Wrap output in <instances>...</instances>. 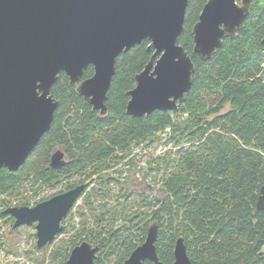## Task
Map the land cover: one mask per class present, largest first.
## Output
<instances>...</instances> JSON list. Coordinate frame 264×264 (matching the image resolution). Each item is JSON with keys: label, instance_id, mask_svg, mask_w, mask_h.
Returning <instances> with one entry per match:
<instances>
[{"label": "trees", "instance_id": "16d2710c", "mask_svg": "<svg viewBox=\"0 0 264 264\" xmlns=\"http://www.w3.org/2000/svg\"><path fill=\"white\" fill-rule=\"evenodd\" d=\"M205 2L187 3L178 43L195 69L191 87L176 109L139 117L126 113L127 91L135 86L137 73L153 53L150 41L144 39L116 57L103 115L92 109L64 72L59 73L50 90L58 106L49 130L21 167L15 171L0 167V204L6 205L1 197L19 194L28 183L33 189L54 188L63 182L69 188L101 175L127 158L132 146L152 141L171 127L170 141L176 150L162 161L163 197L142 199L143 219H137L140 198L135 201L136 210L125 212L122 207L129 225L116 229L101 227L103 221L116 218V210L109 219L103 218L107 211L95 215L99 230L85 221L75 230L67 217L63 232L74 231L52 251L51 264H64L70 249L82 240L97 245L95 264H123L144 241L151 221L157 223L156 252L164 263L173 262L174 245L181 236L191 264H264V208L256 207L264 184V0H252L239 31L225 36L214 55L203 60L193 52L192 28ZM92 74L89 65L82 78ZM58 146L68 161L52 168L50 154ZM127 160L133 163V158ZM113 180L119 181L103 174L98 177V189L109 187ZM98 189L95 196L110 192ZM92 193L84 199L90 207ZM134 194L140 197L128 190L122 195ZM28 200L22 198L21 203Z\"/></svg>", "mask_w": 264, "mask_h": 264}, {"label": "water", "instance_id": "95a60500", "mask_svg": "<svg viewBox=\"0 0 264 264\" xmlns=\"http://www.w3.org/2000/svg\"><path fill=\"white\" fill-rule=\"evenodd\" d=\"M252 0H206L193 25V52L210 59L225 36L236 34ZM188 0H0V167L15 171L49 130L58 101L51 86L64 72L92 109L105 114V100L115 72L116 57L144 39L153 53L128 90L126 113L149 115L174 110L192 84L195 69L178 43ZM93 74L82 78L84 70ZM56 149L50 165L65 164ZM84 183L34 206L5 211L19 224H35L41 248L63 230L62 220L81 196ZM264 208V184L256 201ZM157 225L147 229L123 264H191L183 238L176 239L174 260H159ZM97 246L75 245L64 264H95ZM148 261V263H145Z\"/></svg>", "mask_w": 264, "mask_h": 264}, {"label": "rangeland", "instance_id": "374dc122", "mask_svg": "<svg viewBox=\"0 0 264 264\" xmlns=\"http://www.w3.org/2000/svg\"><path fill=\"white\" fill-rule=\"evenodd\" d=\"M225 108H227V106ZM171 131V127L168 126L165 128V131L160 132L152 141L142 142L139 145L132 146L127 158H123L121 161L113 164L110 169L100 173L101 175L94 176L88 181L89 183L84 194H82L68 214V222L75 226V230L80 227L82 221H85V224H87L89 228L94 229L97 227L99 230L100 227L96 225L94 220L95 215L107 211L103 218L109 219V213H113L114 210L117 211L115 213L116 218L112 222L103 221L101 227L116 229L125 224L129 225V222L123 219L125 214L121 208L125 207V212H128L129 209L136 210L138 207V205L135 204L137 198H140L142 205V210L139 212V217L137 219H143L140 215H142V212L145 211L146 208L143 207L142 199L144 198L145 202H147L155 198L160 199L164 194L161 186L163 177L162 161L166 159L165 156H168L169 152L173 153L176 150L173 142L170 141ZM56 148L61 147L58 146ZM129 158H133L132 164L131 162L128 163L127 159ZM156 166H159L160 170H155ZM103 174L115 177L119 179V181H110L109 187L100 189L102 192L106 191V189H110L109 194L105 197L98 196V194L95 196L94 190L96 191V189L100 187L98 184V177L103 176ZM130 179H133L132 184H130ZM31 185L30 183L24 185L17 195L13 196L12 194H6L1 198L6 199L9 205H14L15 203H19L22 198H27L29 199V204L32 205L35 201L65 188L64 182L58 184L54 188L41 186L39 189L35 188L36 190L31 188ZM100 190L98 189V192ZM125 190L130 192L132 190L134 193L139 194L140 197L134 194L131 197L128 196L125 198L122 195ZM34 192H36V194H34ZM89 192H93L92 194L94 195L92 198L93 207L88 206L84 201L86 194ZM131 204L132 207L130 206ZM4 207V205L0 204V210ZM105 223L112 224L105 225ZM152 224L157 225L155 221H151L148 227ZM73 231H62L52 242L41 248H37L35 244L36 237L34 236L35 229L32 225L12 228L9 219L0 217V264H51L50 259L52 251L61 243L63 244L60 240L69 239ZM89 243L92 246H97L91 242Z\"/></svg>", "mask_w": 264, "mask_h": 264}, {"label": "flooded vegetation", "instance_id": "af4514ba", "mask_svg": "<svg viewBox=\"0 0 264 264\" xmlns=\"http://www.w3.org/2000/svg\"><path fill=\"white\" fill-rule=\"evenodd\" d=\"M144 69V68H143ZM142 69V70H143ZM141 70V71H142ZM138 74V73H137ZM128 92V91H127ZM128 95V94H127ZM98 111V110H97ZM99 112V111H98ZM100 113V112H99ZM103 115V114H102ZM56 149H60V150H62L63 152H64V160H65V163L68 161V157H67V154H66V152H65V150L62 148H55L52 152H51V154H50V156L52 155V153L56 150ZM49 166L50 167H52L51 165H50V158H49ZM52 168H54V167H52ZM89 180L87 179V180H85L84 182H79V183H76V184H74V185H72L71 187H69V188H63V189H61V190H59L58 192H56V193H53V194H51V195H49V196H47V197H43V198H41L40 200H38V201H35V203H33L32 205L31 204H29V202L27 203V204H24V203H21V201H22V199L19 201V203H15L14 205H9L8 203L6 204V205H4L5 207L3 208V209H1L0 211H1V213L3 214V216L1 217V218H4V219H9L10 220V222H11V227L12 228H17V227H20V226H33L34 227V229H35V233H34V236L36 237V241H37V236H36V228H35V224H36V222H34L33 224H26V223H24V224H19V225H16L15 226V221H16V218L11 214V213H9V212H6L5 210L7 209V208H9V207H15V206H29V207H31V206H34L35 204H37L38 202H40V201H42V200H45V199H47V198H49V197H51V196H53V195H55V194H58V193H61V192H63V191H66V190H68V189H70V188H72V187H74V186H76V185H79V184H82V183H84V184H86L85 185V188H84V190H83V192H82V194L85 192V190H86V188H87V186H88V182ZM132 182H133V179H130V184H132ZM129 184V185H130ZM133 191L131 190V193H132ZM134 193V192H133ZM82 194H81V196H82ZM80 196V197H81ZM79 197V198H80ZM79 198H78V200H79ZM77 200V201H78ZM76 201V202H77ZM76 204V203H75ZM74 204V205H75ZM74 207V206H73ZM72 207V208H73ZM72 210V209H71ZM70 210V211H71ZM70 211L68 212V214L70 213ZM68 214H67V216L62 220V226L64 227V224H63V221L65 220V219H67V217H68ZM148 229V228H147ZM63 231V230H62ZM61 231V232H62ZM61 232H59L57 235H59ZM57 235L54 237V239L57 237ZM53 239V240H54ZM52 240V241H53ZM52 241H50V242H52ZM83 241H87V240H83ZM50 242H48L47 244H49ZM82 242V241H81ZM80 242V243H81ZM89 242V241H88ZM80 243H78V244H80ZM36 244V243H35ZM46 244V245H47ZM77 245V244H76ZM75 246V245H74ZM73 246V247H74ZM36 247H37V244H36ZM72 247V248H73ZM38 248V247H37ZM71 248V249H72ZM71 249H70V251H71ZM70 251H69V253H68V256H69V254H70ZM97 251H98V247H97ZM96 255H97V252H96ZM96 257V256H95ZM68 258V257H67ZM67 260V259H66ZM65 260V261H66ZM65 263V262H64ZM124 263V262H123Z\"/></svg>", "mask_w": 264, "mask_h": 264}]
</instances>
